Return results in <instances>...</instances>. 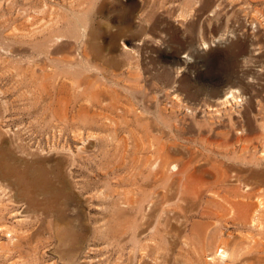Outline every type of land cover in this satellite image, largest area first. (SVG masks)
<instances>
[{
	"label": "rangeland",
	"instance_id": "374dc122",
	"mask_svg": "<svg viewBox=\"0 0 264 264\" xmlns=\"http://www.w3.org/2000/svg\"><path fill=\"white\" fill-rule=\"evenodd\" d=\"M3 152L0 264H264V0H0Z\"/></svg>",
	"mask_w": 264,
	"mask_h": 264
},
{
	"label": "bare ground",
	"instance_id": "6f19581e",
	"mask_svg": "<svg viewBox=\"0 0 264 264\" xmlns=\"http://www.w3.org/2000/svg\"><path fill=\"white\" fill-rule=\"evenodd\" d=\"M205 47H207V45ZM228 97H231V99L237 104H239L242 101L239 97L235 96L234 94ZM13 158L14 157L12 153H4V152L0 153V177L4 178L5 180H9L11 184H13L14 186L28 189L29 191H31L32 193L31 195H39V194L49 195V193L51 194L54 191L55 186L52 183L51 179L49 178L50 175L49 172L44 170L24 171L23 169L16 168L11 164L12 162L10 163V160ZM259 173L260 172L255 173L252 176L254 177L255 180H257V182L255 181L248 182L246 178H243L238 174L236 175L237 177L236 180L240 182H244V187H246V189L245 191L242 192L237 190L239 191V194L236 196V199L229 198L231 199L230 201L232 202L233 206H237V208H234L235 210H233L232 221L234 222L242 221V219L251 215V211H253V209H254L253 217L255 219L259 216V214H264L263 199H258L254 203H251L250 201L251 199H253V196H256V194L261 193L260 188L262 186L261 184L262 181H258V178L261 177V174ZM231 190L235 191L236 188H231ZM48 203L49 202H47V204ZM230 251L231 250L229 247V241L226 240L225 243L217 249L215 254L216 257L223 259L231 255Z\"/></svg>",
	"mask_w": 264,
	"mask_h": 264
}]
</instances>
